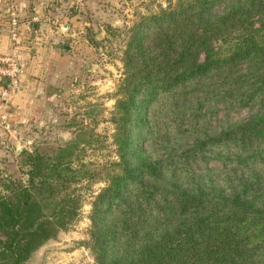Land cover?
Here are the masks:
<instances>
[{
  "label": "trees",
  "instance_id": "obj_1",
  "mask_svg": "<svg viewBox=\"0 0 264 264\" xmlns=\"http://www.w3.org/2000/svg\"><path fill=\"white\" fill-rule=\"evenodd\" d=\"M121 62L115 158L90 169L75 140L25 152V180L0 191V264L66 229L96 181V264H264V110L212 129L264 98V0H175L133 22Z\"/></svg>",
  "mask_w": 264,
  "mask_h": 264
},
{
  "label": "rangeland",
  "instance_id": "obj_2",
  "mask_svg": "<svg viewBox=\"0 0 264 264\" xmlns=\"http://www.w3.org/2000/svg\"><path fill=\"white\" fill-rule=\"evenodd\" d=\"M46 1V6L58 5L59 10L41 18V31L36 33L41 40L37 44L56 46L63 53L58 62L62 71L56 75L55 85L60 92L52 101L44 102L31 95L24 97L19 86L0 111V191L9 179L25 180V152L37 150L51 155L59 143L75 140L79 143L75 154L89 163L90 169L115 158L110 117L123 76L121 58L128 29L139 17L175 0H57L51 5ZM260 110H264V98L251 107L221 108L212 129L218 131L226 124L244 121ZM79 128L84 129L81 136H77ZM208 166L220 168L218 163ZM101 186L99 181L79 184L76 193L81 201L75 220L39 246L23 264H96L84 242L89 202Z\"/></svg>",
  "mask_w": 264,
  "mask_h": 264
},
{
  "label": "crops",
  "instance_id": "obj_3",
  "mask_svg": "<svg viewBox=\"0 0 264 264\" xmlns=\"http://www.w3.org/2000/svg\"><path fill=\"white\" fill-rule=\"evenodd\" d=\"M48 1L49 5L58 3L57 0ZM46 4V0H0V53H11L20 60L23 69L20 94L49 102L60 92L55 85L58 80L56 75L62 71L58 62L63 58V53L56 46L44 45L42 42L37 44L41 40L36 37L37 31H41V18L59 10L58 5L54 7ZM13 23L15 36L10 33Z\"/></svg>",
  "mask_w": 264,
  "mask_h": 264
},
{
  "label": "built area",
  "instance_id": "obj_4",
  "mask_svg": "<svg viewBox=\"0 0 264 264\" xmlns=\"http://www.w3.org/2000/svg\"><path fill=\"white\" fill-rule=\"evenodd\" d=\"M10 33L15 36L14 23ZM23 69L13 54H0V111L15 96L19 89Z\"/></svg>",
  "mask_w": 264,
  "mask_h": 264
},
{
  "label": "water",
  "instance_id": "obj_5",
  "mask_svg": "<svg viewBox=\"0 0 264 264\" xmlns=\"http://www.w3.org/2000/svg\"><path fill=\"white\" fill-rule=\"evenodd\" d=\"M58 140H59V141H62V138H61V136H58Z\"/></svg>",
  "mask_w": 264,
  "mask_h": 264
}]
</instances>
